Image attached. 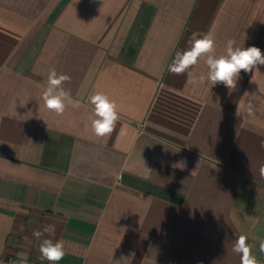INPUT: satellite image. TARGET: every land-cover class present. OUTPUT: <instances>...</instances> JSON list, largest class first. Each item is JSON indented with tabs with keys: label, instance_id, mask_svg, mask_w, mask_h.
<instances>
[{
	"label": "crops",
	"instance_id": "0c3cea01",
	"mask_svg": "<svg viewBox=\"0 0 264 264\" xmlns=\"http://www.w3.org/2000/svg\"><path fill=\"white\" fill-rule=\"evenodd\" d=\"M209 30L264 53V0H0V259L49 264L32 233L54 224L58 264H240L242 234L264 264V66L233 90L203 59L167 71ZM51 69L82 107H44ZM96 91L119 106L103 138Z\"/></svg>",
	"mask_w": 264,
	"mask_h": 264
},
{
	"label": "clouds",
	"instance_id": "9594fccd",
	"mask_svg": "<svg viewBox=\"0 0 264 264\" xmlns=\"http://www.w3.org/2000/svg\"><path fill=\"white\" fill-rule=\"evenodd\" d=\"M203 59L207 65L206 75L199 77V82H209L211 86L222 84L229 90L237 86L241 78V72H260V66H264V53L256 46L241 47L237 45L235 39H229L223 54H216L215 34L209 30L207 32H193L189 47L175 52L174 58L168 65L167 71L174 75L191 76V69ZM71 77L67 74H58L55 69H51L47 76L46 85L43 86L40 99L44 107L58 116H62L69 105L73 108L82 107L81 99H73L71 90L65 89L66 82H70ZM196 79L192 83H196ZM93 106V117L91 119V129L98 138L110 136L117 127L120 120L119 106L114 99H111L105 92L96 91L87 97ZM251 110V105L249 106ZM264 146V145H262ZM260 175L264 176V164L260 165ZM56 232L54 224H46L42 230H35L32 235L39 241V253L41 259L49 264H58L66 255L65 243L63 240H54ZM47 234V235H46ZM254 245L248 243L246 235L235 238L232 251L240 256V264H259L257 256L253 254ZM259 252L264 254V238L259 239ZM13 264H29L28 256L25 252H18Z\"/></svg>",
	"mask_w": 264,
	"mask_h": 264
},
{
	"label": "built area",
	"instance_id": "2783aa9c",
	"mask_svg": "<svg viewBox=\"0 0 264 264\" xmlns=\"http://www.w3.org/2000/svg\"><path fill=\"white\" fill-rule=\"evenodd\" d=\"M16 259L12 258V257H6V258H1L0 259V264H13V261H15ZM31 264V263H29Z\"/></svg>",
	"mask_w": 264,
	"mask_h": 264
}]
</instances>
